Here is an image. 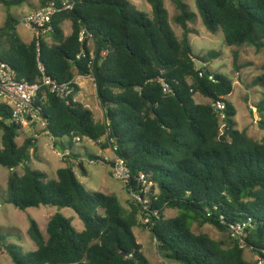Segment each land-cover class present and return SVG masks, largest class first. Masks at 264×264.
<instances>
[{"label": "trees", "instance_id": "obj_1", "mask_svg": "<svg viewBox=\"0 0 264 264\" xmlns=\"http://www.w3.org/2000/svg\"><path fill=\"white\" fill-rule=\"evenodd\" d=\"M24 1L0 0L6 9L0 26V61L12 66L19 80L30 83L43 75L58 84L90 76L104 120H95L89 108L71 97L49 94L41 108L49 133L56 145V140L69 137L70 142H60L68 151L66 159L78 157L72 148L75 136L89 138L102 150L110 148L128 167L126 187L145 202L135 198L125 209L115 195L86 189L70 160L56 170L55 178L33 169L29 150L36 151L37 138L25 135L15 123H5L9 110L0 104V166L9 169L3 201L20 210L67 207L83 222L78 231L71 217L57 211L47 222L45 237L29 217L27 234L34 250L26 251L0 236L12 262L151 264L133 232L141 225L163 255L175 262L256 264L244 258V248L254 255L264 249V136L261 142L254 141L236 128V109L227 99L233 80L205 66L218 53L194 54L189 22L198 13L210 33L221 30L227 46L263 51L262 72L253 84L264 87V0H194L197 13L184 0H171L181 37L168 22L163 0H146L151 17L129 0H74L72 9L52 17L51 43L45 37L25 42L19 36L20 21L12 11ZM48 1L39 3L44 6ZM65 21L71 24L67 35L62 29ZM82 29L89 34L83 43L78 39ZM81 49L84 55L77 59ZM232 55L239 71L237 52ZM196 60L204 65L197 67ZM196 93L209 102L196 103ZM218 99L225 103L222 119L212 105ZM256 106L264 130V100ZM85 156L105 161L89 150ZM78 167L87 175L82 162ZM166 209L178 213L166 217ZM139 216L147 222H140ZM193 224L226 232L230 242L195 232ZM243 224L240 234L231 236V227Z\"/></svg>", "mask_w": 264, "mask_h": 264}, {"label": "rangeland", "instance_id": "obj_2", "mask_svg": "<svg viewBox=\"0 0 264 264\" xmlns=\"http://www.w3.org/2000/svg\"><path fill=\"white\" fill-rule=\"evenodd\" d=\"M184 1L189 5L191 11L197 13L194 0ZM34 4L35 0H25L21 5L14 7L12 11V14L20 21L16 30L21 39L25 42H29L32 39L33 33L24 24L23 18L33 11L31 9ZM163 4L168 12V22L171 28L177 37H181L182 29L173 20L174 15L177 13L174 4L171 0H163ZM150 6L151 5L144 0L138 4L137 7L140 11L144 12L146 16L151 17L152 13L150 11ZM5 16L6 9L2 4H0V26L3 24ZM189 26L194 31L189 34L194 54H196L197 57H210L211 53H218L219 56L215 59H209L208 64L205 66L209 70L221 75H227L233 80V90L227 99L236 109V115L234 118L236 128L245 130L247 135L252 140L261 142L264 136V130L260 126L262 115H260L257 110L259 118L255 119L251 106L257 109V103L264 100V87L253 84L254 79L262 72L261 64L263 62V51L255 52L254 48L248 45H243L241 47L227 46L224 42L221 30L214 34L210 33L203 25L198 13L195 19L189 22ZM62 29L64 33L69 34L71 31L70 22L65 21L62 24ZM89 47L92 48L91 41H89ZM233 51L237 52V64L242 66L239 71H237L233 65ZM196 65L199 67L204 64L199 62V60H196ZM75 79L77 82L82 84L84 90H88V88H90L91 91L90 95L84 98L78 94L76 101L81 102L96 116L104 114V110L100 106L96 97V92L94 91L92 82L88 78H84L82 76H76ZM194 101L196 103L209 102L207 98L202 97L198 93L194 95ZM24 134L26 135L25 132ZM42 135L44 134L37 137V151L33 152L31 149L29 150V164L33 169L45 172L50 178H55V166H57V163V167H62L65 165H63L65 161L70 160L73 162L74 170L80 182L84 184L86 189L115 195L125 209H130V203L133 202V199L137 198V194L126 187L127 182L118 180L113 176V165L110 164V162H114V153L110 148L102 150L98 147V145L93 143L89 144L88 142L85 143V141L82 140V147H74L76 148L75 153L78 155L77 158L73 157L72 159H66L68 156L67 154L65 159H62V157L59 156V153H62L64 150H62L60 142L56 140L57 145L53 144V146H51L49 143V137L47 135ZM22 138L23 132L21 133V136L16 139L17 142L21 143ZM85 150L94 152L95 154L103 157L105 161L91 160L89 157L85 156ZM79 162H82L88 173L87 175L82 174L80 168L78 167ZM16 171L22 173V167L16 168ZM8 174L9 169L0 166V236L1 239L2 237L5 239V242L22 245L26 251L34 250L36 246L27 234L29 217L38 222L41 231L44 236L47 237V222L51 215L57 211L61 212L66 217H71L72 224L76 230L80 231L83 229V222L70 208L40 205L38 207H29L25 210H20L12 204L4 202L2 196L5 193ZM147 189H145V191H147ZM139 201L140 203L145 202L141 198H139ZM177 213L178 211L176 209H166L164 211L166 217H173ZM139 218L140 222L144 223L143 218L140 216ZM192 229L195 232L199 231L207 233L213 239L222 240L226 243L230 242L228 233L221 232L211 225L205 224L198 226L197 224H193ZM133 232L137 242L141 244L143 253L151 264H181L163 255L158 248L157 242L147 228L139 225L133 228ZM244 258L246 260L253 261L255 259V255L248 248H244ZM0 264H14L10 256L5 252L1 240Z\"/></svg>", "mask_w": 264, "mask_h": 264}, {"label": "built area", "instance_id": "obj_3", "mask_svg": "<svg viewBox=\"0 0 264 264\" xmlns=\"http://www.w3.org/2000/svg\"><path fill=\"white\" fill-rule=\"evenodd\" d=\"M74 6V0H49L44 6H40L34 9L23 18L24 24L32 31L33 37H48L51 32V20L52 17L60 11L70 10ZM89 34L82 29L79 33V41L84 42ZM89 44V43H88ZM105 54V51L102 52ZM84 55L83 49L76 55L77 59H80ZM42 73L44 68L39 65ZM203 72L199 73L202 76ZM207 75V74H206ZM84 77V76H82ZM93 81L90 76H86ZM210 79L213 76H209ZM75 85L78 86V90L75 91ZM165 90L168 89L167 85H164ZM80 87L76 83L75 78L73 80L56 83L52 77L43 75L40 81L28 82L19 80L17 78L15 70L7 62L0 61V104L5 105L9 110V117L5 120V123H15L20 129L28 136L38 137L41 134L47 135L50 138V145L53 146L54 138L50 135L47 128V120L41 113V108L44 106L48 99L49 94H54L60 98L67 99L69 97L76 101V97L79 93ZM215 112L219 115V118H223V111L225 109V103L218 99L213 104ZM253 116L255 119L259 118L257 109L252 107ZM82 140H86L89 143H93L92 140L86 137L75 136L71 140L74 144H80ZM59 142H70L68 136L62 137ZM68 154L67 150L59 153L62 159H65ZM113 176L123 182H128L130 173L126 164L114 157V164L112 167ZM140 180H143L144 175L140 173ZM144 183V182H143ZM137 197V196H136ZM137 197L136 199H139ZM144 223L147 219H143ZM245 226L237 225L231 227V236L237 237L240 234V230ZM256 264H264V249L261 253L255 255L254 259Z\"/></svg>", "mask_w": 264, "mask_h": 264}, {"label": "crops", "instance_id": "obj_4", "mask_svg": "<svg viewBox=\"0 0 264 264\" xmlns=\"http://www.w3.org/2000/svg\"><path fill=\"white\" fill-rule=\"evenodd\" d=\"M129 1H131L136 7L138 6V4H140L142 1H144V0H129ZM146 1V0H145ZM148 3V2H147ZM41 5H40V3H39V0H35V4L33 5V8L31 9V10H34V9H37V8H39ZM138 8V7H137ZM150 11H151V13H152V7L150 6ZM71 32V31H70ZM66 34V33H65ZM67 35V34H66ZM33 38V37H32ZM45 40L48 42V43H51V39H50V37L48 36V37H45ZM75 81H76V79H75ZM91 81V80H90ZM76 83L79 85V87H80V90H79V93L78 94H80V96L82 97V98H84V97H86V96H88V95H90V93H91V91H90V88H88V90H84L83 89V87H82V84L81 83H79V82H77L76 81ZM92 85H93V88H94V91H95V85H94V83H93V81H92ZM96 92V91H95ZM93 116H94V119L95 120H100V121H102V120H104V114H101V115H99V116H96L95 114H93ZM42 136H45V135H42ZM83 141H85V143L86 142H88V141H86V140H83ZM49 143H50V138H49ZM89 143V142H88ZM35 144H37V142L35 143ZM89 144H92V143H89ZM82 144H81V142H80V144H72V148H74V147H76V146H81ZM84 145V144H83ZM60 146L62 147V150H65L64 149V147L60 144ZM82 147V146H81ZM87 148V147H86ZM35 149H36V151H37V148H36V145H35ZM91 149V148H90ZM33 152H34V150L33 149H31ZM92 150V149H91ZM74 151L76 152V148H74ZM85 151H88V150H85ZM81 155H83V154H81ZM63 163V162H62ZM65 163H63V165H64ZM30 165V164H29ZM57 166H58V163H57ZM57 166H55V169L57 170L58 168H60V167H57ZM65 166V165H64ZM64 166H62V167H64ZM45 173V172H44ZM88 174V173H87ZM49 177V176H48Z\"/></svg>", "mask_w": 264, "mask_h": 264}, {"label": "water", "instance_id": "obj_5", "mask_svg": "<svg viewBox=\"0 0 264 264\" xmlns=\"http://www.w3.org/2000/svg\"><path fill=\"white\" fill-rule=\"evenodd\" d=\"M205 74H208V72L206 71Z\"/></svg>", "mask_w": 264, "mask_h": 264}]
</instances>
